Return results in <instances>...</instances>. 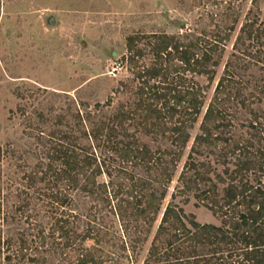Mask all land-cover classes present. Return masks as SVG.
I'll list each match as a JSON object with an SVG mask.
<instances>
[{"label": "trees", "instance_id": "obj_1", "mask_svg": "<svg viewBox=\"0 0 264 264\" xmlns=\"http://www.w3.org/2000/svg\"><path fill=\"white\" fill-rule=\"evenodd\" d=\"M237 6L220 14L215 31L183 25L175 34L130 35L123 60L135 77L120 81L106 101L52 93L65 97L62 104L52 100L24 117L27 141L21 149L8 142L7 152H18L25 184L5 193L17 178L0 166V244L10 249L0 264H138L161 214L143 264H264V19L257 0L216 80L240 24ZM146 56L152 63L138 65ZM192 138L182 187L164 206ZM206 152L214 160L201 159ZM191 193L221 224L186 213L176 198L188 201ZM91 200L107 202L121 233L102 223Z\"/></svg>", "mask_w": 264, "mask_h": 264}, {"label": "rangeland", "instance_id": "obj_2", "mask_svg": "<svg viewBox=\"0 0 264 264\" xmlns=\"http://www.w3.org/2000/svg\"><path fill=\"white\" fill-rule=\"evenodd\" d=\"M228 1L0 0V166L5 174L11 173L17 178L9 187L11 189L3 188V191L14 192L16 186L22 187L25 184L21 177L27 168L25 170L20 166L22 160L17 159L18 152H7L8 142H16L15 148L21 149L27 141L21 138L25 129L24 117L45 110V105L52 100H55L56 107L62 104L65 97L56 98L52 93H67L70 96L67 100L77 95L92 104L96 100L106 101L120 81L135 77L136 68L127 59L123 60L128 54L127 40L130 35L150 36L155 32L175 34L183 31V25L196 30L215 31L220 14L229 13L234 3L239 5L237 10L240 12V24L231 41L227 42L226 52L217 68L218 80L233 51L239 27L248 9L252 7V0H233L230 7ZM257 1L264 19V0ZM146 40L139 39V45ZM151 63V58L147 56L138 60V65ZM196 79L202 85L209 84L206 76H197ZM216 80L208 88L209 98L213 95ZM124 98V95L116 97L115 102ZM201 120L202 115L192 130L193 138L199 132ZM193 138L178 163L164 206L171 201V195L177 187H182L178 178ZM201 159L214 160L208 152ZM31 162L34 160L31 159ZM213 167L218 170L223 168L217 162ZM99 180L106 181L108 178L103 175ZM70 192L73 194L75 191ZM35 194L39 196L37 191ZM198 201L195 193L190 194L188 201L183 196L176 198L186 213L194 214L198 222L221 224V218L206 206L197 205ZM34 202L40 203L41 200L36 198ZM91 206L94 210L97 208L100 217L103 216L101 220L106 227L113 223L121 233L119 219L114 214L108 216L107 202L97 200L94 203L91 200L88 207ZM161 217L162 214L147 234L149 240L139 254L138 264H143L146 248L155 235ZM12 243L15 248L17 241L14 239ZM0 250V261L3 262L4 255L10 249L7 250V245L2 241Z\"/></svg>", "mask_w": 264, "mask_h": 264}]
</instances>
